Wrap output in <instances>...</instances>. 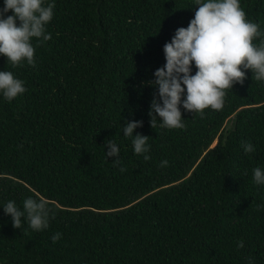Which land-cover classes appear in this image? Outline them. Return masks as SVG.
Returning a JSON list of instances; mask_svg holds the SVG:
<instances>
[{
  "label": "trees",
  "instance_id": "obj_1",
  "mask_svg": "<svg viewBox=\"0 0 264 264\" xmlns=\"http://www.w3.org/2000/svg\"><path fill=\"white\" fill-rule=\"evenodd\" d=\"M194 5L55 0L52 38L32 41L35 67L0 56L27 89L0 97V202L39 194L52 208L40 232L14 228L0 208L2 264H264V186L252 179L264 167V82L245 70L222 110L181 108L185 129L150 124L148 82ZM241 7L264 29V0ZM133 120L149 136V160L123 137ZM108 140L121 146L123 172L105 158ZM245 141L256 151L245 154Z\"/></svg>",
  "mask_w": 264,
  "mask_h": 264
},
{
  "label": "clouds",
  "instance_id": "obj_2",
  "mask_svg": "<svg viewBox=\"0 0 264 264\" xmlns=\"http://www.w3.org/2000/svg\"><path fill=\"white\" fill-rule=\"evenodd\" d=\"M194 6H198L194 18L186 28H177L170 42L164 44L165 63L148 82L155 89L148 112L153 129H185L181 108L201 116L206 109L222 110L227 90L243 83L245 70L250 69L252 78L264 82V29L247 19L241 0H195ZM54 8L55 0H3L0 56L6 57L13 67L25 62L35 67L32 41L35 38L47 42L52 38L46 27L53 19ZM26 90L24 81L13 72L0 70V97L12 101ZM142 126V120L126 121L122 125L123 137L131 141L135 154L149 160V136L135 131ZM241 147L245 154L256 151L251 142H242ZM105 148V158L113 157L112 164L123 172L121 146L108 140ZM167 166L166 159L160 162V167ZM252 173L254 183L264 186V167L257 166ZM0 208L16 229L26 222L33 231H44L52 218L49 201L39 194L25 198L22 206L15 200L0 202ZM61 238L60 232L51 237L53 243ZM243 246L244 242L239 241L238 247ZM249 264L254 261L249 260Z\"/></svg>",
  "mask_w": 264,
  "mask_h": 264
},
{
  "label": "rangeland",
  "instance_id": "obj_3",
  "mask_svg": "<svg viewBox=\"0 0 264 264\" xmlns=\"http://www.w3.org/2000/svg\"><path fill=\"white\" fill-rule=\"evenodd\" d=\"M228 126H230V124H229ZM214 145H215V144H214Z\"/></svg>",
  "mask_w": 264,
  "mask_h": 264
}]
</instances>
